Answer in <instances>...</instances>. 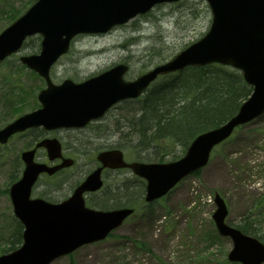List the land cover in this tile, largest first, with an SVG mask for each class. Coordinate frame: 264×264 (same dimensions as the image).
I'll return each instance as SVG.
<instances>
[{
	"label": "rangeland",
	"instance_id": "obj_1",
	"mask_svg": "<svg viewBox=\"0 0 264 264\" xmlns=\"http://www.w3.org/2000/svg\"><path fill=\"white\" fill-rule=\"evenodd\" d=\"M34 1L0 0V30L12 22L10 12L17 11L18 16ZM210 21L205 0L159 3L106 33L75 36L66 53L52 65L50 77L55 83L64 78L82 81L122 63L128 67L125 80H133L201 38ZM23 43L17 53L0 61V127L39 107L36 95L44 87V79L19 65V58L38 53L40 36L31 35ZM130 108L120 103L86 127L52 132L50 136L62 141L66 155L73 150L75 162L53 176H41L32 196L52 201L69 196L94 167L97 152L120 148L115 145L119 139L116 131L118 127L128 129L124 120L131 118ZM33 132L15 134L0 145V254L6 253L17 221L8 195L9 185L21 176L23 163L19 156L33 142ZM172 148L180 151L178 147ZM122 150L128 161L139 158L134 152ZM171 158L166 155L164 161ZM37 159L45 161L46 151L38 150ZM103 182L100 191L87 194L85 203L89 207L102 209L97 202L117 194L111 190L116 185L132 184V192L141 185L138 176L128 169L108 173ZM215 192L225 199L229 209L225 220L231 226L244 225L255 230L256 238L264 242V114L235 129L230 138L213 150L204 167L180 180L166 196L137 209L103 240L83 244L50 264H236L226 258L232 242L216 232L211 220ZM137 196L132 206H142V197ZM104 201L111 202L109 198Z\"/></svg>",
	"mask_w": 264,
	"mask_h": 264
},
{
	"label": "water",
	"instance_id": "obj_2",
	"mask_svg": "<svg viewBox=\"0 0 264 264\" xmlns=\"http://www.w3.org/2000/svg\"><path fill=\"white\" fill-rule=\"evenodd\" d=\"M160 1L173 0H37L0 31V60L18 51L29 35L41 34L39 53L22 55L20 61L43 77L46 86L37 94L39 108L0 128V142L11 133L28 127L41 126L47 130L82 127L101 117L113 103L138 97L158 74L185 65L219 62L234 66L252 85L251 95L230 119L199 133L176 161L126 162L119 149L100 151L96 159L101 166L93 169L72 195L58 204L41 198L31 199L30 191L40 172L52 174L58 168L70 165L71 158H62L61 163L49 166L33 161L35 148L24 150L21 154L25 163L22 177L9 191L14 214L24 225V242L16 250L0 255V264H48L83 243L104 239L109 231L118 227L132 213L131 208L101 211L83 204L82 192L102 186L103 167H128L146 180L144 200L153 201L206 164L213 146L228 137L235 126L264 112V0H206L212 19L205 36L177 53L172 60L153 67L134 80L124 81L126 66L118 64L82 82L64 79L61 83H52L49 69L67 51L74 35L106 32L116 23H124ZM36 146L45 147L51 160L62 157L57 138H45ZM214 199L216 208L212 219L217 231L222 236H229L232 242L228 260L262 264L264 244L228 225L224 220L228 212L224 199L217 193Z\"/></svg>",
	"mask_w": 264,
	"mask_h": 264
},
{
	"label": "trees",
	"instance_id": "obj_3",
	"mask_svg": "<svg viewBox=\"0 0 264 264\" xmlns=\"http://www.w3.org/2000/svg\"><path fill=\"white\" fill-rule=\"evenodd\" d=\"M9 14L14 19L17 11ZM250 92L251 88L237 70L218 63L189 66L163 76L141 97L121 102L128 104L132 111L131 118L124 120L128 129L118 127L119 139L115 145L138 154L141 159L164 161L166 155L177 159L199 132L219 126L230 118ZM121 138L124 140L119 141ZM165 140L170 143L164 145L162 141ZM142 184L141 181L135 192H132V184L116 185L111 190L117 194L103 197L97 204L101 208L132 204L135 195L142 196ZM108 198L110 203L104 201ZM238 227L245 233L257 235L247 226ZM21 231L17 223L6 250L14 249L21 242Z\"/></svg>",
	"mask_w": 264,
	"mask_h": 264
},
{
	"label": "flooded vegetation",
	"instance_id": "obj_4",
	"mask_svg": "<svg viewBox=\"0 0 264 264\" xmlns=\"http://www.w3.org/2000/svg\"><path fill=\"white\" fill-rule=\"evenodd\" d=\"M69 130H70V129H69ZM50 134H51L50 132L46 131V132L44 133V136L42 137V136H41V131H37V136H35V137H37V138H36L37 140H40V139L44 138V137L47 136V135L50 136ZM70 150H71V149H70ZM65 155H66V154H65ZM66 156H67V155H66ZM71 156L74 157V156H73V152H72V150H71ZM36 158H37V153H36ZM57 161H58V160H57ZM57 161H56V162H57ZM65 169H66V168H65ZM61 170H64V169H61Z\"/></svg>",
	"mask_w": 264,
	"mask_h": 264
}]
</instances>
